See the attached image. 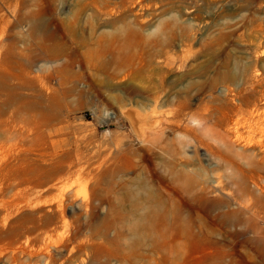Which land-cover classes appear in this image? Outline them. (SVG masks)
<instances>
[{"label": "rangeland", "instance_id": "1", "mask_svg": "<svg viewBox=\"0 0 264 264\" xmlns=\"http://www.w3.org/2000/svg\"><path fill=\"white\" fill-rule=\"evenodd\" d=\"M0 264H264V0H0Z\"/></svg>", "mask_w": 264, "mask_h": 264}, {"label": "water", "instance_id": "2", "mask_svg": "<svg viewBox=\"0 0 264 264\" xmlns=\"http://www.w3.org/2000/svg\"><path fill=\"white\" fill-rule=\"evenodd\" d=\"M132 112H127L125 114V117H127V119H129V121L133 124L134 127H136V124H135V118H134V114H132Z\"/></svg>", "mask_w": 264, "mask_h": 264}]
</instances>
